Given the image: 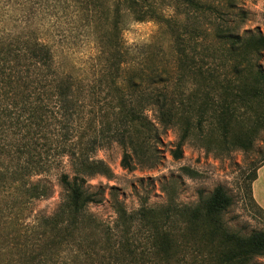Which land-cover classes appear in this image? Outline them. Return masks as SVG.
I'll list each match as a JSON object with an SVG mask.
<instances>
[{
    "label": "trees",
    "instance_id": "trees-1",
    "mask_svg": "<svg viewBox=\"0 0 264 264\" xmlns=\"http://www.w3.org/2000/svg\"><path fill=\"white\" fill-rule=\"evenodd\" d=\"M73 4L87 11L88 25L95 17L98 84L109 91L100 114L81 99L78 79L58 68L32 14H20L19 32L0 29L1 264H250L263 256L264 231L242 236L225 226L222 216L233 199L222 186L194 208L178 212L142 206L130 213L115 199L117 218L110 228L88 212L90 204L101 200L87 182L112 175L107 164L94 158L99 150L118 144L124 150L122 166L132 169L134 158H153L152 142L160 130L180 131L176 159L182 158L194 129L207 137L208 125L228 145L251 148L264 132V69L259 64L264 31L240 35L245 18L234 25L220 0H115L113 19L107 0ZM124 8L134 21L153 20L160 32L166 31L175 54L173 68L123 76L128 54L119 36ZM227 65L230 73L224 72ZM185 75L203 77L204 89L179 90ZM148 110L155 112V121ZM64 158L71 174L60 175L65 198L59 208L32 222L23 219L32 202L49 196L46 181L35 178ZM263 165L264 160L248 178L253 201L251 185ZM176 215L184 228H164ZM139 220L149 227L141 228L147 232L146 244L135 242L137 228L131 227ZM197 247L203 250L195 252Z\"/></svg>",
    "mask_w": 264,
    "mask_h": 264
},
{
    "label": "rangeland",
    "instance_id": "rangeland-1",
    "mask_svg": "<svg viewBox=\"0 0 264 264\" xmlns=\"http://www.w3.org/2000/svg\"><path fill=\"white\" fill-rule=\"evenodd\" d=\"M107 1V5H110L107 9L109 18L113 19L112 4L115 0ZM220 1L227 8L234 25L242 17L245 18L239 29L240 35L264 31V0H234L231 6L228 0ZM165 11L167 14L171 12L169 9ZM23 12L32 14L37 32L51 47L58 68L78 79L77 87L84 103L88 108L94 106L96 113L100 114L99 110L109 100V91L98 84V50L92 26L95 17L88 25L90 16L86 15L83 6L74 5L73 0H0V29L4 27L5 32H19V17ZM100 23L101 27L105 25L106 28L105 22ZM165 32L159 31L155 21H134L129 12L122 9L119 36L123 50L128 52L124 77L133 70L149 73L151 67H157L160 71L173 68L175 54L170 37ZM193 56L200 58L195 52ZM259 64L264 69V52ZM229 69L227 65L224 72L230 73ZM175 76L169 79L172 86L176 85ZM194 76L189 78L185 75L184 81L177 83L178 89L190 87L195 91L203 90V77ZM170 81L166 82L170 84ZM146 114L155 121L153 110H148ZM205 129L206 138L194 129L192 136L184 143L180 159L173 155L180 140V131L177 128L160 130L161 134L152 142L153 158L146 157L142 161L134 158L132 169L122 166L124 150L118 144L113 143L99 150L94 158L107 164L112 175L110 178L97 175L88 180L87 187L101 200L90 204L88 212L105 226L113 228L117 218L113 206L115 199L130 213L142 206L157 210L172 207L178 212L194 208L202 199L208 198L216 187L222 186L233 199L232 206L222 216L225 226L242 236L264 231V210L255 204L247 189L248 178L264 160V132L256 137L251 148L243 149L228 145L216 130L211 134L209 125ZM62 173L71 174L67 158L60 159L50 172L35 178L46 181L50 188L49 196L32 202L25 210L23 219L32 222L38 216H50L56 212L65 198L60 183ZM260 178V184L264 185V168ZM131 228H137L135 242L146 244L147 232L141 229L149 228L146 222L135 221ZM164 228H184V220L176 215ZM202 250L200 247L194 249L195 252ZM250 264H264V255L256 257Z\"/></svg>",
    "mask_w": 264,
    "mask_h": 264
},
{
    "label": "crops",
    "instance_id": "crops-1",
    "mask_svg": "<svg viewBox=\"0 0 264 264\" xmlns=\"http://www.w3.org/2000/svg\"><path fill=\"white\" fill-rule=\"evenodd\" d=\"M264 165L261 166L257 171V178L251 185L252 197L259 208L264 210V185L260 184L261 172H263Z\"/></svg>",
    "mask_w": 264,
    "mask_h": 264
}]
</instances>
